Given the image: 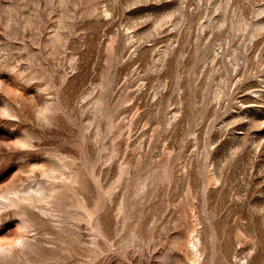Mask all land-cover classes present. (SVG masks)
Returning <instances> with one entry per match:
<instances>
[{"label":"rangeland","instance_id":"obj_1","mask_svg":"<svg viewBox=\"0 0 264 264\" xmlns=\"http://www.w3.org/2000/svg\"><path fill=\"white\" fill-rule=\"evenodd\" d=\"M0 264H264V0H0Z\"/></svg>","mask_w":264,"mask_h":264}]
</instances>
